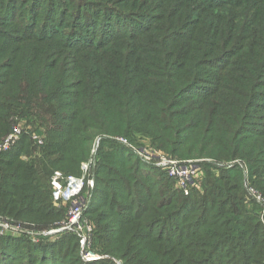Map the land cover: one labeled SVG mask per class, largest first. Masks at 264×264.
Instances as JSON below:
<instances>
[{
	"label": "trees",
	"instance_id": "16d2710c",
	"mask_svg": "<svg viewBox=\"0 0 264 264\" xmlns=\"http://www.w3.org/2000/svg\"><path fill=\"white\" fill-rule=\"evenodd\" d=\"M57 1L0 0V142L24 129L0 153V264H264L261 209L246 202L247 181L264 193V115L252 113L264 101V0H151L154 12H138L146 0H69L64 15ZM144 11L146 23L128 17ZM118 137L202 160L203 192L171 189ZM93 149L84 215L108 259L85 262L73 232L59 234L61 251L44 235L18 239L19 223L66 220L52 176L80 175Z\"/></svg>",
	"mask_w": 264,
	"mask_h": 264
},
{
	"label": "built area",
	"instance_id": "2783aa9c",
	"mask_svg": "<svg viewBox=\"0 0 264 264\" xmlns=\"http://www.w3.org/2000/svg\"><path fill=\"white\" fill-rule=\"evenodd\" d=\"M23 132L24 129L21 124L16 126L14 128V132L0 142V153L12 149L20 140ZM31 137L37 146H42L44 144L43 137H40L35 133H33ZM116 140L120 143L131 146L128 140L123 137H118ZM141 152L146 153L147 158L157 160L167 171V174L177 181L179 188L186 194L190 192L189 190H191L193 186L199 188V185H196V182L200 180L201 173L200 168L196 165V162H183L174 159L160 160L157 158L159 154L158 152H147L146 150H141ZM94 153L95 149L92 151V159L89 162L90 164L93 162ZM83 170L85 173H88L89 164H84ZM51 186L54 192V206L60 208L63 204H65L70 205V208L67 213L66 220L61 223L58 228L49 231V234L59 235L65 232H73L80 238V248L82 249L83 259L86 262H93L101 259L98 254L90 251L94 228L93 225L84 217V210L87 202L85 196V178L72 175L66 176L61 171H56L52 176ZM89 186L94 187L93 180L89 181ZM258 193L259 192L252 190L251 195L256 203H261L263 205V213L261 214V217L262 221H264V198ZM10 228L13 227H11L9 223L4 224V230H8Z\"/></svg>",
	"mask_w": 264,
	"mask_h": 264
},
{
	"label": "rangeland",
	"instance_id": "374dc122",
	"mask_svg": "<svg viewBox=\"0 0 264 264\" xmlns=\"http://www.w3.org/2000/svg\"><path fill=\"white\" fill-rule=\"evenodd\" d=\"M130 1V0H129ZM150 1L151 0H146L141 6H140V9L138 10V12H141L142 10H144V7H146V6H148V5H151V8H152V12H154V11H156L157 9H158V7H160L159 6V4H157L156 2H153L152 4H150ZM55 2H58L57 0H55ZM25 3V2H24ZM24 3H23V5H24ZM71 2L69 1V0H67V2H66V5L65 6H63L62 8H63V10L62 9H55V7L54 6H50L51 8H53V9H55V10H58V15H61L62 13H63V15L64 14H66L68 11H69V9L70 10H73V9H75L76 8V6H71V4H70ZM136 3H138V0H136ZM76 5V4H75ZM57 8V7H56ZM19 11H20V13L21 12H23L21 15H22V17H23V19L24 20H21V21H24L25 23H26V19L24 18L25 16H28V11L27 10H25V9H22V5L20 6V9H19ZM127 11H130V9H128ZM144 14H143V16L142 15H138V14H135V16H128V17H130L131 19H134L136 22H138V23H146L147 22V18H146V13H148V12H146V11H144L143 12ZM104 15H106V16H110V13L106 10L105 11V13H104ZM65 18H66V15H65ZM1 29V31L2 32H6L7 30H6V27H2V28H0ZM260 103V105L258 106V108L257 109H254V111L252 112L253 113V115L254 116H256V117H260L261 115H264V101H260L259 102ZM264 119V117L263 118H261V121L260 122H258V124L257 125H262V120ZM256 125V126H257ZM255 126V127H256ZM35 133V132H34ZM36 135H38V136H40V137H44V135H41L40 133H35ZM45 138V137H44ZM119 142V141H118ZM130 144H131V142L130 141H128ZM120 143V142H119ZM121 145H124V146H126L130 151H132V153L137 157V158H139L144 164H146L148 167L146 168L147 170L146 171H150V169H152L151 171V173H155V170L154 169H163V166H161L160 165V163L157 161V160H155V159H153V160H151V159H149V158H147V156H146V153H142L141 152V150H146L147 152H151V151H154V152H158L159 154H158V156H157V158H159L160 160H164V159H174V160H177V161H183V162H188V161H193V162H196V165L200 168V173H201V176H200V180L198 181V182H196V185H199V189H202L201 190V193L203 192V184H201V183H203L204 182V180H205V178H206V168L204 169L203 167L204 166H202L203 164H202V160H200V159H193V160H179V159H175V158H171L170 156H168L167 154H165L164 152H162V151H159V150H156V149H154V148H152V146L150 145V144H148L147 142H145V143H140V142H138V145H134V144H131V146H128V145H125V144H123V143H120ZM25 160H27L28 158L26 157V156H24L23 157ZM212 161V160H211ZM243 163H238V165L239 166H241V168H244L245 167V165H244V161L243 160H241ZM90 162V161H89ZM83 163L82 164V167H81V174L80 175H75L76 177H84L85 178V181H86V189H85V196H86V208L88 209L89 208V206H88V203H89V201H90V199H91V193H92V190L94 189V187H91V186H89V181L90 180H93L94 181V177H93V175L92 174H94L93 173V171H94V164H93V162L90 164V163ZM206 163H210V164H213L214 165V167L216 168V169H226V168H231V167H233L232 165L234 164V163H217V162H210V161H208V162H206ZM86 165V164H89V172L88 173H85L84 172V170H83V165ZM234 165H236V164H234ZM161 169V170H162ZM247 170V169H246ZM247 172V171H246ZM63 173V172H62ZM214 175H215V177H217V176H219L220 175V173H219V171H217V170H215L214 172ZM64 174V173H63ZM65 175V174H64ZM170 177V176H169ZM168 179V178H167ZM173 179V178H172ZM170 180V179H169ZM175 182H176V185L177 186H175V184L170 180V187H171V189H173V190H176V187L179 189V190H181V191H183L182 189H180L179 188V186H178V184H177V181L175 180V179H173ZM94 185H95V182H94ZM201 185H202V187H201ZM193 187H196V186H193ZM246 187H247V193H246V199H247V203H253V202H255V200L253 199V197H252V195H251V192H252V190H255V191H257V192H259L258 194H260L263 198H264V193L263 192H260L258 189H256V188H254L253 187V185H251L248 181H247V185H246ZM196 188H198V187H196ZM53 191V190H52ZM189 191H191V190H189ZM184 192V191H183ZM54 193V192H53ZM185 193V192H184ZM190 193V192H189ZM188 193V194H189ZM253 201V202H252ZM53 203H54V198H53ZM256 203V202H255ZM256 204H258L259 205V210L261 209V211H260V215L263 213V205L261 204V203H256ZM62 208H66L68 211H69V208H70V205H65V204H63L62 206H61ZM68 211H66L67 213H68ZM84 217L88 220V222L89 223H91L92 225H93V228H94V230L96 231L97 230V223H96V221L94 220V218L95 217H93V216H89V217H87L86 215H84ZM56 221V222H55ZM54 221V223H53V225H52V227H50L49 229H47V230H38V229H40V226H38V225H41V224H37V223H32L30 226H28L27 224H22V223H19L18 225H16V227H15V231L17 232V236H19L18 237V239H20V240H22L23 238H24V235L25 234H27L28 235V237L32 240V242H34V243H36V242H39V239H38V235H44L43 237L44 238H46L47 239V241L50 243V244H53L54 245V248L55 249H58V251H61L63 248H62V246L61 247H56V244L57 243H59L62 239H63V237L62 236H59V235H52V234H49V231H51V230H53V229H56V228H58V226L59 225H61V223H63L64 221H65V218L63 219H59V220H55ZM264 222V221H263ZM37 224V225H36ZM42 226V225H41ZM37 228V229H36ZM30 235H29V234ZM95 233V232H94ZM38 236V237H37ZM65 237H67V236H65ZM92 245H91V247H90V251H92L93 253H95V252H97L98 253V255L101 257V259H99V261L100 260H104V259H108V256H104L103 254H102V252H100L101 250H99L100 248H102L103 247V244H99L100 242L98 241V240H95L94 241V239H93V237H92ZM75 249V248H74ZM80 252H81V256H82V259H83V254H82V249L80 248ZM96 253V254H97ZM75 257H77V254H75ZM111 257V259H112V263L113 264H127V261H125L121 256H115V257H113V256H110ZM15 260H17V258L15 259ZM84 260V259H83ZM13 261L14 260H11V263H13ZM85 261V260H84ZM98 260H95L94 262H97ZM86 262V261H85Z\"/></svg>",
	"mask_w": 264,
	"mask_h": 264
}]
</instances>
